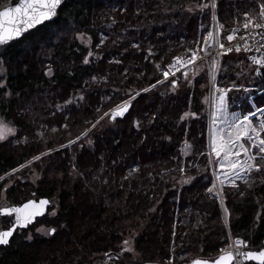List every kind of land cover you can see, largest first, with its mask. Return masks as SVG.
I'll list each match as a JSON object with an SVG mask.
<instances>
[{"label":"trees","instance_id":"obj_1","mask_svg":"<svg viewBox=\"0 0 264 264\" xmlns=\"http://www.w3.org/2000/svg\"><path fill=\"white\" fill-rule=\"evenodd\" d=\"M8 2L18 0H0V9ZM201 2L64 0L51 22L0 47V77L10 93L0 91V115L17 129L0 142V176L9 174L0 194L13 182L5 193L10 205L36 197L57 206L55 216L35 223L47 222L55 232L15 235L0 247V264H103L128 235H134L140 262L122 255L116 264H165L170 257L180 264L178 257L187 253L214 259L227 233L246 241L247 251L264 248V170L222 189L220 203L208 191L206 72L198 68L179 79L175 90L171 83L156 84L163 79L156 66L163 70L173 57L190 55L204 35L210 14L195 9ZM255 7L253 0H217V24L232 27ZM77 34L89 38L87 48ZM233 51L220 59L217 86L228 88L237 79L264 89V74L251 84L239 58L245 54ZM49 67L51 76L45 75ZM233 93L230 102L238 95L246 100L243 92ZM76 94L86 98L75 100ZM250 94L262 106L264 96ZM123 101L130 104L123 118L99 121ZM185 112L196 116L181 120ZM29 173L40 180H26ZM183 176L190 181L177 184Z\"/></svg>","mask_w":264,"mask_h":264},{"label":"snow or ice","instance_id":"obj_2","mask_svg":"<svg viewBox=\"0 0 264 264\" xmlns=\"http://www.w3.org/2000/svg\"><path fill=\"white\" fill-rule=\"evenodd\" d=\"M258 12L256 18L249 15L248 12L244 13L245 23L243 29L245 30L244 36L240 37L242 43L235 45V51L239 52L243 48L244 51L250 52L252 49L249 47V41L254 40L255 35L260 36L259 47L257 51L264 49V34L250 32L249 29H261L264 30V0H255ZM63 3V0H18V2L12 7H5L0 9V46H6L9 42L20 39L25 33L35 28L37 25H42L45 22H51L58 14V8ZM216 5L217 0H207V3L201 2L195 5V9L201 11L210 9L212 19H216ZM189 11H193V8H189ZM257 19L262 22H257ZM222 25L217 24L213 30L207 31V34L203 37V43L199 45L198 49H188L190 55L181 57H173V63L168 64L166 69H160L157 65V70L162 71V76L165 80L168 77L174 76L176 65L179 64L180 68H185L186 65H194L195 61L202 60L206 57L211 58L209 65L210 82L212 83V96H211V120L212 129L210 135V149L211 153L215 157L219 158L215 161L221 168H226L227 171L223 173L225 178H228V174L239 178L241 173H249L252 171L264 170V120L260 121L259 125L253 123L256 113L264 114V106H255V111L248 109L246 112L242 111L239 114L229 110L228 92L232 90L243 91L246 98L250 99V93L252 89L246 87L243 84L233 83L228 88H220L215 84L216 72L219 69L218 57L224 53L231 52L232 47H226L224 43L220 42V29ZM236 30L226 35V40L231 42L234 40ZM247 37V38H245ZM77 39H82V34H77ZM103 43V40H101ZM213 45L216 47L214 48ZM99 47V45H97ZM218 49V50H217ZM203 54V55H201ZM91 51L83 58V63H89V57L92 56ZM254 65L258 67L254 68L253 74H264V58L257 59L252 58ZM177 71L179 69H176ZM2 71V69H0ZM45 75L51 76L52 69L49 67L45 71ZM186 76L187 73L185 72ZM93 80L96 78L93 77ZM161 80H157L156 84L161 83ZM173 90L177 86V80L172 79L170 81ZM155 87V85H152ZM7 85L2 77H0V91H4ZM143 89L142 91H146ZM10 93L4 91V95L7 96ZM80 99H83L81 96ZM132 97H129L131 100ZM207 100V98H206ZM71 99L65 101V104L71 103ZM130 107L129 101H123L121 104L116 105L114 109H110V119L117 116H124ZM196 116V113L185 112L180 119L183 120L186 116ZM251 118V119H250ZM138 124V122H136ZM94 126V125H93ZM66 127V125H65ZM17 129L11 126L9 122H5L3 117H0V141L4 140L7 135L14 134ZM55 131V129H53ZM87 131V130H86ZM86 132L80 133V136H84ZM80 136L76 139L79 140ZM19 142V141H17ZM73 141H69V144ZM61 147H64L61 145ZM253 149L255 151L253 152ZM51 151V150H49ZM41 155H44L43 153ZM40 157L34 156L33 160H38ZM209 163H213L209 160ZM25 165H20L24 167ZM17 169H12L14 173ZM181 171H183L181 169ZM9 175L8 173L5 176ZM5 176H0V181L5 179ZM231 182V181H230ZM223 183V181H221ZM215 184H213V188ZM208 191L211 193L212 188ZM51 202L47 199H40L39 201L28 200L19 206H0V214H4L13 217V223L11 227L6 230H0V245H7L9 238L13 235V232L18 227H27L32 223L37 215H44L47 211V206ZM227 213V209H224ZM50 215L56 214V209L53 207ZM43 229L38 228L37 231ZM55 232V228L47 229V234L52 235ZM31 239V236L28 237ZM230 243L226 249L220 250V255L214 259H193L190 264H242L244 261H257L258 264H264V248L258 251H243L242 248L247 246V242L240 238H235L233 241L229 237ZM121 253L134 254V248L129 244L128 240L122 241L120 249ZM107 255V253L105 254Z\"/></svg>","mask_w":264,"mask_h":264},{"label":"rangeland","instance_id":"obj_3","mask_svg":"<svg viewBox=\"0 0 264 264\" xmlns=\"http://www.w3.org/2000/svg\"><path fill=\"white\" fill-rule=\"evenodd\" d=\"M254 2H255V0H253ZM206 3H207V0H206ZM12 5H15V4H11V2H8L6 5H5V7H10V6H12ZM203 11H208L209 12V14L210 15H207L208 16V18L205 20L206 22H205V26H204V28H206V30H205V32H204V28H202V32H204V35L200 38V39H198V43H197V45H196V47L194 48V49H198V47H199V45L200 44H202L203 43V37L207 34V31H209V30H213L214 28H215V26L217 25V23H216V21H217V19H215V20H213L212 19V14H211V10L210 9H205V10H203ZM258 12V7H255V9L253 10V11H251V13H249V15L250 16H252L253 18H256V13ZM243 13V12H242ZM216 18H217V15H216ZM235 19V18H234ZM244 22H245V17H244V14L241 16V18L239 19V20H237L236 19V21H235V24L232 26V27H230V25H232L231 23H228V22H225V23H223L222 24V28L220 29V37H219V39H220V42L221 43H224L225 44V46L226 47H233V46H235L236 45V40L237 39H239L240 40V37L238 36L239 34H238V31H237V29H235L234 28V26L236 25V24H239V25H242V24H244ZM257 22H262V21H259L258 19H257ZM233 23V22H232ZM230 28V29H229ZM243 28V27H242ZM236 30V35H235V38H234V40L233 41H231V42H229V41H227L226 40V35L227 34H229L230 32H232L233 30ZM255 30H257V29H255ZM262 32V30L260 29V33ZM259 36V35H258ZM239 37V38H238ZM247 38V37H246ZM254 40H253V43L254 44H256V42H257V37H255L254 36ZM103 42H104V40H103ZM250 42L252 43V40H250ZM77 43L78 44H80V45H82V46H84L85 48H87L88 46H89V43H90V40H89V38L88 37H85V36H82V39H77ZM0 47H2V46H0ZM213 47L215 48L216 46L215 45H213ZM218 50V49H217ZM233 50H235V48H233ZM232 50V51H233ZM232 51L231 52H227V53H224V54H222V55H220L217 59H218V64H219V62H220V59H221V57L222 56H224V55H229L230 53H232ZM233 52H236V53H241V54H245L244 56H240L239 58L241 59V61H242V63L244 64V66H243V68H242V70L244 71V70H248V73L249 74H251V77L253 78V81H251V84H254V83H256L257 82V80H258V78H260V76H261V74L260 75H254L253 74V69L254 68H256V67H258L257 65H254L253 64V62H252V58L253 57H255V58H259L258 56H252V53L251 52H246V51H244L243 50V48L241 49V51H239V52H237V51H233ZM187 53H189V52H187ZM201 55H203V54H201ZM181 58H183V56H181ZM246 60V61H245ZM171 63H173V59H172V61L170 62V64ZM195 63H197V65L196 66H194V65H192V64H189V65H186V67L185 68H180V71L178 72L176 69L177 68H179L180 66H179V64H177L176 65V69H173V71L175 72V75L174 76H169L168 77V79L167 80H165L164 78L162 79V82L163 83H170V81L172 80V79H176L177 81L179 80V79H186L188 76H193V74H194V71L196 72V70L199 68V69H204V71L206 72V74H207V82H208V86H207V96L205 97V98H203L202 99V102H203V104H204V109L206 110V131H207V137H208V145H207V157H208V162H209V160H212L213 161V163H209V167H210V170H211V188H212V190H213V192H214V194H215V196H216V200H217V202L218 203H220L221 202V190L222 189H224V188H227V187H236V186H238L239 184H245V182L247 181V179H248V176H249V174H251V173H253V172H255V171H252V172H249V173H241L240 174V176H239V178H237V177H234V176H232L231 175V173H229L228 174V178H225V176L223 177L222 175H223V173L224 172H226L227 171V169L226 168H221V167H219V165L218 164H216L215 163V161H217L219 158H217V157H215L214 156V154H212L211 153V149H210V135H211V129H212V126L211 125H209L210 123V111H211V96H212V92H213V88H212V83L210 82V76H209V71H208V69H209V65H210V63H211V58L210 57H206V58H204V59H202V60H197V61H195ZM194 63V64H195ZM200 64H202L203 65V67L202 66H200ZM200 66V67H199ZM166 69V68H165ZM184 69H186L185 71H186V73H187V75L185 76L184 75V73L185 72H182V71H184ZM190 70H192V71H190ZM218 71H219V69H218ZM218 71L216 72V79H215V84H216V82H217V74H218ZM161 74H162V71L160 72ZM238 80L237 79H234V81H232L231 82V85L235 82H237ZM243 82L245 83V85L247 84V83H249V82H247V81H245V80H243ZM258 84V83H257ZM216 86H217V84H216ZM217 87H220V86H217ZM220 88H224V87H220ZM248 88H250V89H252V91H258V94L257 95H260V96H264L263 94H264V89H262V90H260L259 88H258V86L257 87H248ZM232 91H234V93L233 94H235L236 92H238V91H236V90H232ZM251 91V92H252ZM241 92H243V91H241ZM244 93V92H243ZM245 94V93H244ZM228 101H229V110L230 111H234V112H237L238 114L240 113V112H242V111H244V112H246L248 109H251V110H253V111H255V108L253 107V105H256L255 104V96L254 95H251L250 94V99H248V98H246V100H245V97H243L242 96V98L240 97V95H238L239 97L237 98V100L236 101H232V102H230V100H229V97L231 96V91L230 92H228ZM76 97H74V98H76L75 100H79V101H83L85 98H86V95L85 94H82V95H75ZM83 97V99H80V97ZM206 98H207V100H206ZM107 99H108V97H107ZM244 101H245V104H243L244 103ZM264 104V101H263V103L261 104L262 106H264L263 105ZM114 109V108H113ZM110 112V110H107L106 111V113H109ZM263 115L264 114H261V113H259V114H256V117H255V119H254V121H253V123L255 124V125H259V123H260V121H262V120H264V117H263ZM0 117H1V115H0ZM104 120V123H107V121H110L109 120V115H103L101 118H100V120L99 121H101V120ZM251 119V118H250ZM6 122V121H5ZM111 122V121H110ZM211 128V129H210ZM89 131V129L87 130V132ZM262 135H264V134H262ZM10 136H12V134H10V135H7L6 136V138L4 139V140H2V141H5V140H7ZM2 141H0V142H2ZM255 151V149H253V152ZM188 153V151H185L184 152V154H187ZM261 162H263L264 163V161H261ZM181 175H183V174H181ZM18 180H20V181H23L24 179L22 178V180L21 179H18ZM26 180H28V181H31V183L33 182V183H35L37 180L39 181L40 180V176L38 175V174H36V173H29L28 174V177L26 178ZM190 181V178H187V177H185V176H183V178L181 179V180H179L178 182H177V184H186V183H188ZM221 181H223V183H221ZM231 181V182H230ZM213 184H215V187L213 188ZM13 185V182H8L4 187H3V189H2V192H1V194H0V206H13V205H10V201L7 199V196H6V190H7V188H10L11 186ZM27 198H29L30 199V197H27ZM36 197H34L33 199H35ZM51 207V208H50ZM55 208L56 209V213H57V206L55 205V202H52V203H50V206L48 207V210H47V214H49V213H51V210H52V208ZM50 208V209H49ZM220 212H221V214L223 215V213H225L224 212V209H223V206H222V209H221V207H220ZM50 215V214H49ZM55 216V215H54ZM9 219L6 217L5 219L4 218H0V230H2L3 229V226L5 225V224H7V222L6 221H8ZM46 223L47 222H45V223H39V224H37L36 226H35V228H34V233H36V234H38V235H40V236H48V234H47V229H49V228H51L50 226H45L46 225ZM38 228H41V229H43L42 231H37V229ZM29 235L31 236V232L29 233ZM129 236V235H128ZM126 237L125 239H123V240H128L129 241V244L134 248L135 247V239H134V235H132V236H129V237ZM229 237H231L228 233H227V243H226V245H224V247L222 248V249H226L227 248V246H228V244L230 243V240H229ZM28 238V237H27ZM232 238V237H231ZM31 239H32V236H31ZM122 240V241H123ZM233 241L235 240V239H232ZM118 249L116 250V251H114V253H109V254H107L106 255V257H105V259H103V261H102V263L103 264H116L115 262H114V258L116 257V256H127V257H129V260H131L132 261V263L133 262H140L139 260H140V258H139V256H138V254H140V253H138V252H136L135 251V248H134V254H132V253H127V252H125V253H121V251H120V249H121V246H122V242H121V244L119 245L118 244ZM221 254V253H220ZM193 259H199V258H197V257H194V256H190L188 253L187 254H185V255H180L179 257H178V259H177V262L178 263H180V264H190V262H191V260H193ZM201 259V258H200ZM176 262H175V258L173 259L172 257H170V259L169 260H167L166 261V263L165 264H175Z\"/></svg>","mask_w":264,"mask_h":264},{"label":"built area","instance_id":"obj_4","mask_svg":"<svg viewBox=\"0 0 264 264\" xmlns=\"http://www.w3.org/2000/svg\"><path fill=\"white\" fill-rule=\"evenodd\" d=\"M244 23H245V22H244ZM242 26H243V24L234 27L235 29H237L238 34H239V35H238L239 37L244 36V33H245V30L242 28ZM249 31H250V32H255V33H260V29H257V30L249 29ZM261 33L264 34V30H262ZM239 37H238V38H239ZM255 37H257V42H256V44L253 43V40H252V43L249 41V47L252 49L250 52L252 53V56H255V55L258 56V57H259L258 59H260V58H264V50H263V49H262L261 51H257V50H256L257 47H259L260 36L255 35ZM245 38H246V37H245ZM254 39H255V38H254ZM236 41H237L236 44H237V43H242V41L239 40V39H237ZM232 48H235V46H233ZM183 58H184V57H183ZM195 64H196V63H195ZM195 64H194V65H195ZM177 69H179V70H178V72H179V71H180V67L177 68ZM185 70H186V69H184V71H182V72H186ZM190 71H192V70H190ZM242 250H243V251H247V250H248V247H244V248H242Z\"/></svg>","mask_w":264,"mask_h":264},{"label":"flooded vegetation","instance_id":"obj_5","mask_svg":"<svg viewBox=\"0 0 264 264\" xmlns=\"http://www.w3.org/2000/svg\"><path fill=\"white\" fill-rule=\"evenodd\" d=\"M39 199H42V198H37L36 199V201L37 200H39ZM29 200H35V199H29ZM28 201V200H27ZM26 202V201H25ZM25 202H23V203H25ZM23 203H21V204H18V205H15V206H19V205H22ZM46 215H47V213H46ZM45 215V216H46ZM44 216V217H45ZM8 218L9 220L8 221H6L7 222V224H5L4 226H3V229L2 230H6L7 228H9V227H11V225H12V223H13V217H10V216H3V217H0V218ZM39 219H41V218H37V219H35L34 220V222H32V223H30V224H28L27 225V227H24V228H22V229H16L15 231H14V233H13V236L11 237V239L9 240V243L11 242V240L13 239V237H15V235H17V234H20V233H22V232H26V233H29V230H33L34 228H35V223H36V221L37 220H39ZM31 232V231H30ZM30 235L29 234H27V237H29ZM8 245V244H7ZM0 247H2V246H0Z\"/></svg>","mask_w":264,"mask_h":264},{"label":"water","instance_id":"obj_6","mask_svg":"<svg viewBox=\"0 0 264 264\" xmlns=\"http://www.w3.org/2000/svg\"><path fill=\"white\" fill-rule=\"evenodd\" d=\"M63 2H64V0H63ZM61 5H62V4H61ZM61 5H60V6H61ZM12 6H14V5H12ZM12 6H10V7H12ZM58 9H59V8H58ZM55 18H56V17H55ZM55 18H54V19H55ZM45 23H46V22H45ZM47 23H48V22H47ZM37 26H40V25H37ZM37 26H36V27H37ZM36 27H35V28H36ZM33 29H34V28H33ZM33 29H31V30H33ZM31 30H30V31H31ZM28 32H29V31H28ZM25 34H26V33H25ZM17 40H18V39H17ZM14 41H16V40H14ZM11 42H13V41H11ZM11 42H9V43H11ZM263 50H264V49H263ZM129 108H130V107H129ZM126 113H127V112H126ZM126 113H125V114H126ZM125 114H124V115H125ZM117 118H123V116H122V117H121V116H117V117H115V118H113V119H110V118H109V120L112 122V121H114V120L117 119ZM222 176L224 177V175H222ZM42 199H47V198H42ZM39 200H40V199H39ZM39 200H37V201H39ZM47 200H49V199H47ZM34 201H36V200H34ZM13 206H15V205H13ZM49 206H50V204L47 206V210H48V207H49ZM46 213H47V211H46ZM46 213H45L44 215H37V216L35 217V219H37V218H43V217L46 215ZM3 216H6V215H4V214H0V217H3ZM35 219H34V220H35ZM33 222H34V221H33ZM22 228H24V227H18L17 229H22ZM13 233H14V232H13ZM12 236H13V235H12ZM12 236H11V237H12ZM11 237L9 238V240L11 239ZM0 246H6V245H0ZM248 262H251V261H244L243 263L245 264V263H248ZM253 262H257V261H253Z\"/></svg>","mask_w":264,"mask_h":264},{"label":"bare ground","instance_id":"obj_7","mask_svg":"<svg viewBox=\"0 0 264 264\" xmlns=\"http://www.w3.org/2000/svg\"><path fill=\"white\" fill-rule=\"evenodd\" d=\"M216 23H217V21H216ZM211 111H212V109H211ZM211 111H210V115H209V116H210V122H209L210 124H209V125H211V126H212V120H211ZM256 114H259V113H256ZM210 129H211V128H210Z\"/></svg>","mask_w":264,"mask_h":264}]
</instances>
